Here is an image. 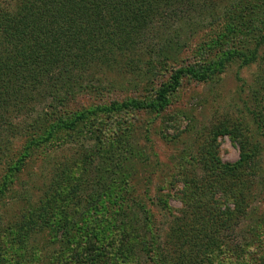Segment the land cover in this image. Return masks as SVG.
<instances>
[{"label":"rangeland","instance_id":"374dc122","mask_svg":"<svg viewBox=\"0 0 264 264\" xmlns=\"http://www.w3.org/2000/svg\"><path fill=\"white\" fill-rule=\"evenodd\" d=\"M123 1L54 18L56 0H0V30L48 37L43 49L65 56L68 71L57 97L2 110L0 241L10 244L11 226L53 182L80 178L93 196L64 252L43 249L45 238L8 261L49 264L92 242L115 264H188L175 251L198 243L201 264H264V0ZM63 2L60 12L78 1ZM127 23L129 44L115 45ZM87 32L98 48L84 66L75 48ZM207 68L206 79L187 71L162 93L180 69ZM220 224L224 244L213 252Z\"/></svg>","mask_w":264,"mask_h":264},{"label":"trees","instance_id":"16d2710c","mask_svg":"<svg viewBox=\"0 0 264 264\" xmlns=\"http://www.w3.org/2000/svg\"><path fill=\"white\" fill-rule=\"evenodd\" d=\"M58 1L57 5L51 7L53 9L51 15L54 18H62L61 14H65L67 17L75 16V8L78 6L83 7V14L88 15L87 11L89 8L95 10V7H89L88 3H101L103 4L102 10L104 7L107 9L111 6L112 11L119 10L121 5L124 3L123 0H56ZM63 1H68L65 3ZM78 1L75 5L76 7H71L64 10L63 12L58 11L57 7L63 2L64 6L70 4V2ZM153 2V1H152ZM148 6V5H147ZM149 7V6H148ZM142 13L145 11L142 8ZM99 14V15H98ZM79 16V15H78ZM97 16L104 17V14L97 13ZM52 22V21H50ZM103 22V21H102ZM115 23H119L117 20H114ZM13 27V23L11 24ZM105 25V24H104ZM130 25L127 23L124 27ZM11 27V29H12ZM0 128L2 124L7 125V122L3 120L2 110H5L7 114L8 105L15 104L14 108H22L29 104V100H34V96L43 98L44 95H49L51 92L55 97L60 95V90L66 87V82L63 79H60L61 76H65L68 71L65 67V56H60L62 61H59L58 56L53 50L47 51L44 50L43 46L50 44L52 42L48 37H39L36 32H29L30 35H20L19 33L13 32L8 26L0 30ZM89 32L84 33L80 37V44L76 47V51L79 54V59L81 63L85 66L88 65L89 60H93L94 57L91 56L93 52L90 49L98 48L95 45V41L88 35ZM130 28H127L125 33L120 32L116 35L112 42L114 44H124L128 45L130 42ZM41 39V47L37 45V40ZM101 45V44H100ZM123 45V46H124ZM60 46V45H58ZM62 47V46H60ZM59 48V47H58ZM73 49V48H72ZM75 51V52H76ZM80 51V52H79ZM56 55V56H55ZM66 55V54H65ZM73 57V56H72ZM106 56V60H108ZM76 61V62H77ZM67 64V63H66ZM25 66V67H24ZM24 67V75H22L19 81H13L11 76L15 78L19 77V69ZM26 70V71H25ZM191 71L194 73L195 77L206 79L208 77V68L203 71L202 74L195 73L193 70H184L180 69L177 71L173 77L172 85L163 90L165 94L169 90H174L180 83L181 75ZM58 76L56 75L57 73ZM213 70L211 73H214ZM60 79V80H59ZM2 80L6 81V84ZM45 81H48L49 84H46ZM58 82H61L58 84ZM73 83V81L71 82ZM11 85V86H10ZM10 86V88H7ZM75 85L73 88V94H78L80 89ZM65 92V91H63ZM60 99V98H56ZM7 106V107H6ZM139 107H141L139 105ZM147 107L155 109L156 104H150ZM143 108V106L141 107ZM85 113H82L79 118H84ZM60 178V177H59ZM75 183L70 187L66 188L60 181L53 182V187H51L47 192H45L44 197L40 199V203L35 211L23 215L15 227L9 229L10 231V244H3L0 241V264H26L28 260L24 263L25 258H29L28 254L33 253L38 250V245L47 239V243H43L42 247L47 248V244L57 245V253L65 251L69 248V243L72 242L73 234L77 232L78 225L80 222V217L84 215L83 211H80V206L90 202V199L93 196L86 195L82 189L84 182L80 178L75 179ZM60 187V188H59ZM63 188L66 193L59 192V189ZM70 189V192H67V189ZM58 194V196H56ZM96 195V194H95ZM98 196H96L97 198ZM100 199V197H99ZM87 205V204H86ZM221 225V224H220ZM224 226L221 225L218 227L219 238H214L210 241V246L213 249V252L220 249L224 242L221 231H224ZM59 234V235H58ZM60 236V237H59ZM195 237H192L194 239ZM92 239V238H91ZM90 237L86 238V241L91 240ZM191 239V240H192ZM51 242V243H50ZM80 242V241H79ZM78 242V244H79ZM198 243L192 245V251L190 250L189 255L186 253L185 247L179 244L177 247V252L179 258H184L187 260L188 264H201L204 261V255L198 252ZM125 246L123 245V249ZM22 251L23 254H26L25 258L20 260L8 261V255L10 252L13 254ZM69 250V249H68ZM120 249H118L119 251ZM106 251V250H105ZM103 250L101 252L96 248L95 244L88 242L84 246H79L75 251H72L70 256H66L64 259L60 260L52 259V262L49 264H115L113 261L114 257H110L108 253ZM117 251V253H118ZM124 252L127 253V251ZM209 252V254H213ZM116 254V252H114ZM117 258H120L116 255ZM131 259V255L127 256ZM116 258V259H117ZM119 260V259H118ZM22 262V263H21ZM166 262V261H165ZM40 264V263H37Z\"/></svg>","mask_w":264,"mask_h":264}]
</instances>
